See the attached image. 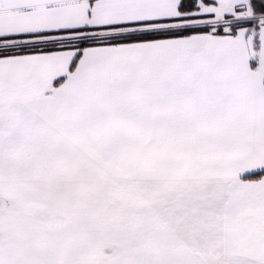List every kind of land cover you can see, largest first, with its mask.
I'll return each mask as SVG.
<instances>
[{"label":"snow or ice","instance_id":"1","mask_svg":"<svg viewBox=\"0 0 264 264\" xmlns=\"http://www.w3.org/2000/svg\"><path fill=\"white\" fill-rule=\"evenodd\" d=\"M0 264H264V0H0Z\"/></svg>","mask_w":264,"mask_h":264}]
</instances>
